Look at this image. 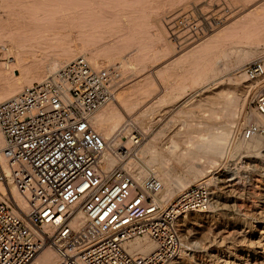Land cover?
I'll return each mask as SVG.
<instances>
[{
	"label": "bare ground",
	"instance_id": "bare-ground-1",
	"mask_svg": "<svg viewBox=\"0 0 264 264\" xmlns=\"http://www.w3.org/2000/svg\"><path fill=\"white\" fill-rule=\"evenodd\" d=\"M225 1L228 8L222 0H0V47L2 58H9L0 63V101L78 56L96 67L119 60L126 74L120 88L128 86L119 88L92 118L107 139L134 116L149 133L187 96V86L206 88L179 110L178 117L185 119L172 118L126 164L139 181L150 173L161 180L156 200L162 206L190 185L208 183L210 206L180 220L178 264H264V133L247 139L240 130L243 118L264 125V115L256 109L253 118L246 112L264 77L250 79L239 68L264 54V0ZM174 8L211 15L205 18L207 32L181 49L167 30ZM214 17L223 20L215 25L210 21ZM32 50L39 53L29 54ZM126 53L130 59L124 58ZM159 60L166 63L157 70L164 94L156 99L158 86L150 75L155 71L150 70ZM158 106L162 114L156 118ZM4 142L0 129V149ZM107 162L110 167L119 163L108 155ZM1 167L7 171L0 153ZM10 187L25 208L15 185ZM82 221L79 215L73 225ZM127 246L134 254L156 247L146 236ZM59 260L48 245L32 264Z\"/></svg>",
	"mask_w": 264,
	"mask_h": 264
},
{
	"label": "built area",
	"instance_id": "built-area-1",
	"mask_svg": "<svg viewBox=\"0 0 264 264\" xmlns=\"http://www.w3.org/2000/svg\"><path fill=\"white\" fill-rule=\"evenodd\" d=\"M207 16L192 10L173 15L167 30L177 48L207 32ZM215 17L210 21L220 24L223 19ZM240 70L263 78L264 54ZM120 80L118 65L96 67L81 55L0 101V153L7 164V171L0 170V264H32L48 245L58 253L57 264H178L180 220L206 210L211 191L201 181L162 206L156 200L161 180L150 173L139 181L126 166L146 132L130 117L106 139L92 122L115 98ZM255 101L264 115V84ZM242 133L249 139L264 133V125L251 122ZM107 155L119 163L108 166ZM79 215L83 221L75 227ZM144 236L155 242L154 250L131 252L128 241Z\"/></svg>",
	"mask_w": 264,
	"mask_h": 264
},
{
	"label": "rangeland",
	"instance_id": "rangeland-1",
	"mask_svg": "<svg viewBox=\"0 0 264 264\" xmlns=\"http://www.w3.org/2000/svg\"><path fill=\"white\" fill-rule=\"evenodd\" d=\"M225 4V8L227 7L228 8V6H227V4L228 3H226V1L225 0H222V5H224ZM174 9H175V11H174ZM174 9H172V13L170 12V14L172 15V17H173V15H176L177 13H180V12H182V10L181 9H178V11H176L177 9L176 8H174ZM185 9V8H184ZM183 9V12H185L186 10H187V8H186V10H184ZM177 12V13H176ZM176 46V45H175ZM32 53H39L38 51H29V54H32ZM122 58L123 57H121V60H122ZM124 58H131L130 57V54L129 53H126L125 55H124ZM8 59L9 58H2L1 60H0V63L1 62H5V61H8ZM254 60V59H253ZM160 61V62H159ZM158 61V63L156 64V66H155V68H153L152 70H150V72H152V71H155L154 73L152 72V74H150L151 76V79L152 78H154V80H155V85L156 86H158V94H157V96H156V99L157 98H159V96L161 97V96H163V94H164V92L161 90L162 88V80H161V78H159V74L157 73V70H159V69H162L163 68V66H165V64L166 63H164L163 61L164 60H159ZM106 63V64H105ZM104 63V65L106 66V65H108L109 63L108 62H105ZM108 63V64H107ZM114 64H116V65H118L119 66V70H120V73H121V77L123 78V76H126V74H123L122 75V68L120 67V61L118 60V62L117 61H115L114 62ZM114 64H111V65H114ZM103 65V67H105ZM110 65V64H109ZM108 65V66H109ZM242 67V66H241ZM241 67H239V68H241ZM239 69H236V71H238ZM150 72H147L148 74L150 73ZM14 73H16V74H18V71H14ZM239 76V75H238ZM240 77V79H241V76H239ZM153 80V79H152ZM128 85H123L121 88H120V90L121 89H124L125 87H127ZM192 86H187V88H186V90H187V96L185 97V98H183V99H181V100H178V102L176 103V105H175V107L174 108H172V110H170L168 113H165L164 114V116L161 118V121H159V122H157V124H155V125H153V130H151L149 133L148 132H146V134H147V137H146V139H145V141L144 142H146V141H148L149 139H150V137H152V135H153V133H155V132H157L159 129H161L167 122H169L172 118H174L175 116H177L178 117V113H179V110L184 106V105H186L189 101H191L192 99H194V98H196L197 97V95H200L201 93H203L204 92V90L206 89L203 85L201 86L200 84L199 85H197L196 87H192ZM128 90H129V88H127ZM126 89V90H127ZM153 101L154 100H151V103H153ZM158 101V100H157ZM156 101V102H157ZM255 98L253 99V100H251L250 102H248V104H247V107H246V112L249 114V116H250V118L252 117V112H253V110H255L256 109V104H255ZM158 104V103H157ZM159 107V106H158ZM157 107V108H158ZM164 108V107H163ZM159 110H160V112H156V114H155V117L156 118H158V117H160L161 116V114H162V108L160 109V107L158 108ZM157 109V110H158ZM160 113V114H159ZM205 112H200V115H202V114H204ZM135 117V116H134ZM133 117V118H134ZM176 117V118H177ZM180 117V118H179ZM176 120H183V119H185L186 117H183V116H179ZM182 118V119H181ZM253 118V117H252ZM254 120H252V121H246L244 118L243 119H241V127H240V130H243V128L247 125V124H249V123H251V122H253ZM136 122H137V120H136ZM139 124V123H138ZM94 125V124H93ZM140 125V124H139ZM95 126V125H94ZM96 127V126H95ZM96 129L99 131V129L96 127ZM112 131H113V129H112ZM111 131V132H112ZM100 132V131H99ZM242 135H243V133H242ZM144 144V143H143ZM139 149V148H138ZM138 151V150H137ZM137 153V152H136ZM135 155H133V156H130L126 161H125V163H128V161L131 159V158H133ZM179 165H180V167H179ZM177 164L176 166H178V168L181 170V171H183V168H184V170H185V166H184V164ZM183 167V168H182ZM185 190V189H184ZM177 196L178 195H176V196H174L173 198H172V200L171 201H173V200H175L176 198H177ZM170 201V202H171ZM190 216L191 215H193V213H190L189 214ZM190 243H194V239H193V241L191 240L190 241ZM203 250V249H202ZM187 252H190V249H188L187 250ZM205 253V252H204Z\"/></svg>",
	"mask_w": 264,
	"mask_h": 264
}]
</instances>
